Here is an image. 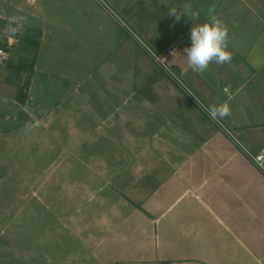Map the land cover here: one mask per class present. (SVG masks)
I'll return each instance as SVG.
<instances>
[{
  "label": "crops",
  "instance_id": "1",
  "mask_svg": "<svg viewBox=\"0 0 264 264\" xmlns=\"http://www.w3.org/2000/svg\"><path fill=\"white\" fill-rule=\"evenodd\" d=\"M108 1L136 26V74L127 98L136 97V105L120 120L107 117L97 126L104 129L101 137L115 127L122 131L111 137L110 157L100 151L85 156L90 179L97 174L102 184H84L83 192L68 184L70 197L71 192L84 194L77 204L70 207L69 202L60 210L64 190L57 188L54 174L46 184L44 179L42 200L39 192L35 199L42 211L51 206L47 198L55 204L49 208L50 222L40 219L44 236H51L58 252L62 221L67 230L63 247L81 264H264V0ZM186 5L195 18L183 14ZM172 9L181 12L179 20L169 15ZM37 10L40 24L46 14L38 5ZM212 16L228 25L233 59L196 72L189 68L184 50L191 46L192 26ZM41 29L37 54L45 34ZM10 38L0 34V45L9 46V60L1 70L11 65ZM38 74L36 61L26 98L16 107L28 119L27 104L36 96L37 120L31 124L38 128L40 120L42 130L58 129L59 112L43 108L39 101L49 91ZM58 79L57 74L51 77L52 90ZM16 89L0 80L5 122L15 118L9 106ZM224 103L230 106L229 115L209 114L207 109ZM24 123L21 128H26ZM84 138L94 141L92 135ZM42 211L36 213L37 220ZM205 214L223 225L224 236H205L202 228L196 235L189 232ZM23 216L28 222L27 211ZM136 217L143 220L141 232L124 230ZM183 221L186 227L174 236L170 226ZM161 225L163 235L158 232Z\"/></svg>",
  "mask_w": 264,
  "mask_h": 264
},
{
  "label": "rangeland",
  "instance_id": "2",
  "mask_svg": "<svg viewBox=\"0 0 264 264\" xmlns=\"http://www.w3.org/2000/svg\"><path fill=\"white\" fill-rule=\"evenodd\" d=\"M37 5L46 14L40 24H37L41 20ZM41 28L45 34L37 54ZM0 34L11 37L12 45L9 48L11 65L0 69V80L17 88L9 106L15 118L3 121L0 104V264H81L80 258L69 255V249L63 247L67 230L62 221L58 252L54 250L57 244L51 241V236H44L40 221L44 218L50 222L49 208L54 201L47 198L51 206L48 211H42L35 197L39 192L41 199L44 179L46 184L54 174L57 188L65 192H59L60 210H63L69 202L70 207L78 203L84 194L80 192L84 184L93 186L104 181L96 174L91 183L84 160L88 154L97 156L99 151L106 157L112 155L108 151L114 145L111 137L121 136L122 131L115 127L101 137L104 129L99 130L97 126L107 117L111 119L108 121L120 120L128 108L130 111L136 105V97L127 100L132 90V73L136 74V26L108 0H0ZM36 61L41 85L49 91V96L40 95L39 101H43V108L51 107L56 115L59 112L62 122L58 129L42 130L40 120L38 128L35 127L36 96L27 104L28 119L25 114L19 115L16 107L23 102L17 92L28 86ZM55 74L59 79L52 90L51 77ZM133 84L136 87V79ZM26 121V128H21ZM86 135H92L94 141L87 142ZM68 184L78 186L75 188L80 189L79 197L75 192H71V197L67 195ZM46 186L49 190L52 183ZM26 211L28 222L23 216ZM41 211L43 217L38 216L37 220L36 213ZM142 222V218H132L124 230L139 234L145 227ZM182 223L185 221L170 226L174 236L186 227ZM200 228L205 236L225 234L223 225L208 214L198 226L190 225L189 232L196 235L198 231L201 233ZM158 232L164 234L163 225Z\"/></svg>",
  "mask_w": 264,
  "mask_h": 264
},
{
  "label": "clouds",
  "instance_id": "3",
  "mask_svg": "<svg viewBox=\"0 0 264 264\" xmlns=\"http://www.w3.org/2000/svg\"><path fill=\"white\" fill-rule=\"evenodd\" d=\"M183 14L195 18L191 11V5H186ZM169 15L180 19L181 12L177 14L175 9ZM228 25L219 17L212 16L208 22L194 24L191 28V46L184 50L189 68L196 72H204L211 63L226 64L233 59V52L228 48ZM212 117H225L230 114V106L227 103L207 109Z\"/></svg>",
  "mask_w": 264,
  "mask_h": 264
},
{
  "label": "built area",
  "instance_id": "4",
  "mask_svg": "<svg viewBox=\"0 0 264 264\" xmlns=\"http://www.w3.org/2000/svg\"><path fill=\"white\" fill-rule=\"evenodd\" d=\"M8 45H0V67L5 66L9 60V50H8ZM259 162H261L262 157L257 158Z\"/></svg>",
  "mask_w": 264,
  "mask_h": 264
},
{
  "label": "trees",
  "instance_id": "5",
  "mask_svg": "<svg viewBox=\"0 0 264 264\" xmlns=\"http://www.w3.org/2000/svg\"><path fill=\"white\" fill-rule=\"evenodd\" d=\"M20 96H22L21 98H23L22 100L24 101V99L26 98V88L23 89V90H19V91L17 92V97H20ZM22 100H21V101H22Z\"/></svg>",
  "mask_w": 264,
  "mask_h": 264
}]
</instances>
